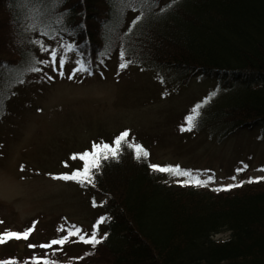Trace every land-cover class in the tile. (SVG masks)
<instances>
[{"label":"trees","instance_id":"16d2710c","mask_svg":"<svg viewBox=\"0 0 264 264\" xmlns=\"http://www.w3.org/2000/svg\"><path fill=\"white\" fill-rule=\"evenodd\" d=\"M30 26L45 41L60 29L58 35L73 41L88 74L119 52L118 69L124 61L128 68L172 71L182 84L197 77L213 80L215 85L192 108L201 106L192 134L223 138L261 129L264 136V0H0V86L4 71L26 70L31 64L27 58L35 42ZM24 61L29 64L21 67ZM125 130L97 143L112 144ZM127 139L134 142L130 135ZM147 152L138 160L133 149L122 145L118 158L102 160L93 169V183L69 180L99 207L92 223L80 230L85 235L95 230L100 243L85 244L71 236L63 246L42 248L41 243L76 227L63 225L58 231L59 224L51 235L43 232L33 240L40 222L34 217L19 230L35 224L27 240L0 244V261L34 264L36 257L56 264H264V179L220 191L209 184H182L176 181L180 176L153 170L156 161ZM82 167L78 159L68 174ZM101 217L104 222L98 224Z\"/></svg>","mask_w":264,"mask_h":264},{"label":"rangeland","instance_id":"374dc122","mask_svg":"<svg viewBox=\"0 0 264 264\" xmlns=\"http://www.w3.org/2000/svg\"><path fill=\"white\" fill-rule=\"evenodd\" d=\"M30 29L35 42L33 56L27 58L31 64L26 70L4 71L0 86V228H5L1 233L20 232L34 217L40 222L33 240L43 232L51 235L59 224L80 229L92 223L99 207L90 204L89 194L79 184L58 179L57 174H68L76 165L73 154L124 128L158 165L179 166L201 180L213 176L211 186L264 177L261 129L219 133L223 138L181 130L215 81L197 77L182 84L181 76L172 71L118 69L114 64L119 52L101 61L94 75L74 72L81 66V54L70 38L58 35V29L51 41H45L34 33L36 27ZM53 48L55 65L50 62ZM28 64L24 61L21 67ZM240 168L243 171L237 172ZM186 179L190 177L176 181ZM18 249L22 254L25 244L21 242Z\"/></svg>","mask_w":264,"mask_h":264},{"label":"snow or ice","instance_id":"6c2138e0","mask_svg":"<svg viewBox=\"0 0 264 264\" xmlns=\"http://www.w3.org/2000/svg\"><path fill=\"white\" fill-rule=\"evenodd\" d=\"M139 19H140V17H137V20H139ZM135 23H136V21H133V24H135ZM42 51H48V49L42 47ZM50 58H51L50 62L53 65H55L57 62V50L55 48H53L51 50ZM40 63H49V61H40ZM78 63H80L81 66L77 69H74V72L75 71H86V70H88L82 64V62H78ZM64 64H65V58L61 57L59 60V71H60L61 75L64 74V72H63ZM126 66H127L126 63H122L120 65V68L123 69ZM31 70L32 71H40V69H38V68H32ZM69 78H72V77L69 76ZM200 107H201L200 105H197L192 110V113L185 118L187 121V128L182 127L181 128L182 131H185V130L190 131L192 129V127H194V121H195L196 117L199 115V108ZM128 137H129V131L125 130V131L121 132L117 137H115L112 144H109L106 142H101V143H95L94 142L91 150H85L83 153L73 154V156L71 157L72 159L78 158L79 160L83 161V167L81 169H76V170L72 171L70 174H63V175L56 177V178L63 179V180H76V181L80 182L81 184H84V183L91 184V183H93V169H99L102 160H107L109 157L118 158V155L122 149V145H127V147L133 149L136 159L139 160L142 157L146 158L149 155L147 150L142 145H140L139 143H135V142L130 143L127 139ZM151 167L153 170H156V171L167 172V173L177 175V176L190 177V179L178 181V183H182V184H193L195 186H207V184L211 180L214 179L213 176H209L207 178V180H201L199 178V176H194L192 172L180 169L179 166L151 165ZM240 171H243V169H237V172H240ZM232 179L235 180V177H232ZM255 179L256 180L264 179V177H259V178H255ZM248 182L251 183V182H254V180L250 179ZM237 186H239V185L229 184L226 186H221L215 190L216 191L229 190L232 187H237ZM102 222H104L103 217L100 218V220L98 221V224L102 223ZM0 223H3V222L0 221ZM98 224L93 226L94 229H96L98 227ZM63 227L64 226L62 225L60 227V229H58V231L63 230ZM34 228H35V224H33L32 227L25 229L23 232L6 230L4 233H0V244H3L7 240H10L13 238H15L17 240H20V239L27 240L29 235L31 234V232L34 231ZM71 236H78L79 241L83 242L85 244L96 245V244L101 242L99 239H97L95 230L93 231V233L91 235H85V234H81V230L79 228H72V229L68 230L67 235H64L58 239H53L48 244L40 245V247L50 248L53 245L63 246L66 242L69 241V237H71ZM29 247L33 248L36 246L29 244ZM58 250H62V249H58ZM41 260H42L43 264H56L55 261H49L46 258L33 257L34 264H41ZM0 264H14V261H12V260L0 261Z\"/></svg>","mask_w":264,"mask_h":264}]
</instances>
